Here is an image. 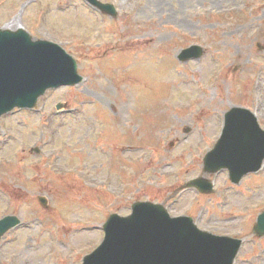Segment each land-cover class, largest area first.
<instances>
[{"label": "rangeland", "instance_id": "rangeland-1", "mask_svg": "<svg viewBox=\"0 0 264 264\" xmlns=\"http://www.w3.org/2000/svg\"><path fill=\"white\" fill-rule=\"evenodd\" d=\"M101 1L115 18L83 0H0V27L60 43L84 76L1 117L0 217L21 224L0 238V264H80L108 215L139 199L242 238L235 264H264V236L252 233L264 165L237 185L225 170L212 175V194L177 193L202 174L231 107L254 112L264 129V0ZM191 44L203 56L179 61ZM58 101L71 112H57Z\"/></svg>", "mask_w": 264, "mask_h": 264}, {"label": "water", "instance_id": "water-1", "mask_svg": "<svg viewBox=\"0 0 264 264\" xmlns=\"http://www.w3.org/2000/svg\"><path fill=\"white\" fill-rule=\"evenodd\" d=\"M87 1L116 16L111 4ZM203 52L193 45L178 57L186 61ZM81 79L76 61L58 44L33 40L21 28L0 29V116L16 106L31 108L46 89ZM263 159L264 130L251 113L233 107L226 113L221 137L204 156L203 168L206 172L227 168L231 181L237 183L244 174L258 170ZM186 186L212 191L204 177L192 179ZM17 221L13 216L0 220V235ZM103 229V241L82 264H233L242 242L202 231L190 217H171L161 204L148 201L134 202L128 216L110 215ZM253 230L264 235V211Z\"/></svg>", "mask_w": 264, "mask_h": 264}, {"label": "bare ground", "instance_id": "bare-ground-1", "mask_svg": "<svg viewBox=\"0 0 264 264\" xmlns=\"http://www.w3.org/2000/svg\"><path fill=\"white\" fill-rule=\"evenodd\" d=\"M123 100H126V101H123ZM122 101L123 102H128L129 101V98H126V99H123ZM130 100H133V99H130ZM129 107V106H128ZM125 108V106H120L119 108H116V109H114V111H115V113H120V111H121V109H122V112H123V109ZM130 108H132V106H131V103H130ZM120 119V121H121V123H123V119L124 118H119Z\"/></svg>", "mask_w": 264, "mask_h": 264}]
</instances>
